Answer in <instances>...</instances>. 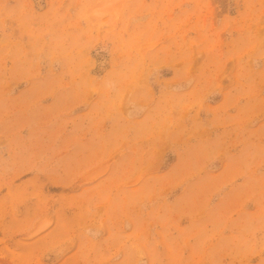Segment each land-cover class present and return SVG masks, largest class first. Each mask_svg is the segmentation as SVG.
Wrapping results in <instances>:
<instances>
[{
    "label": "rangeland",
    "instance_id": "1",
    "mask_svg": "<svg viewBox=\"0 0 264 264\" xmlns=\"http://www.w3.org/2000/svg\"><path fill=\"white\" fill-rule=\"evenodd\" d=\"M0 264H264V0H0Z\"/></svg>",
    "mask_w": 264,
    "mask_h": 264
}]
</instances>
